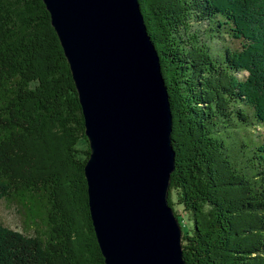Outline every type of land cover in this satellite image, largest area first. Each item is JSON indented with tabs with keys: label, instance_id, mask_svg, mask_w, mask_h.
Here are the masks:
<instances>
[{
	"label": "trees",
	"instance_id": "trees-1",
	"mask_svg": "<svg viewBox=\"0 0 264 264\" xmlns=\"http://www.w3.org/2000/svg\"><path fill=\"white\" fill-rule=\"evenodd\" d=\"M138 3L170 103L168 203L181 230L172 193L191 223L183 260L264 264V0ZM89 155L42 0H0V202L32 232L0 223V264H105L88 206Z\"/></svg>",
	"mask_w": 264,
	"mask_h": 264
},
{
	"label": "water",
	"instance_id": "water-1",
	"mask_svg": "<svg viewBox=\"0 0 264 264\" xmlns=\"http://www.w3.org/2000/svg\"><path fill=\"white\" fill-rule=\"evenodd\" d=\"M81 107L90 217L105 264H185L168 203L172 115L138 0H42Z\"/></svg>",
	"mask_w": 264,
	"mask_h": 264
},
{
	"label": "rangeland",
	"instance_id": "rangeland-1",
	"mask_svg": "<svg viewBox=\"0 0 264 264\" xmlns=\"http://www.w3.org/2000/svg\"><path fill=\"white\" fill-rule=\"evenodd\" d=\"M263 131H264V129H263ZM256 132H257V130H256ZM256 134L257 133H255V135H254L255 137H256ZM261 134H263V133H261ZM80 147H81V145H80ZM172 199L174 202L173 209L177 213L178 218L180 220V223L183 226L182 227V232H183L190 227L191 223L189 221L187 214L183 211V209L180 206H178L175 203L174 193H172ZM0 223L4 226L14 230V231H18V232L26 233V234H32L30 229L26 228L25 220L17 212L15 207L13 205L6 203L5 201L0 202Z\"/></svg>",
	"mask_w": 264,
	"mask_h": 264
}]
</instances>
